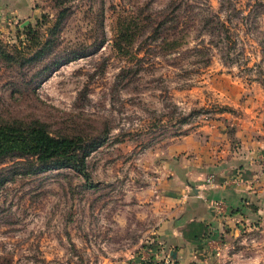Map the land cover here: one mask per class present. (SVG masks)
<instances>
[{"label":"rangeland","instance_id":"obj_1","mask_svg":"<svg viewBox=\"0 0 264 264\" xmlns=\"http://www.w3.org/2000/svg\"><path fill=\"white\" fill-rule=\"evenodd\" d=\"M34 120L102 144L88 176L0 164V264H179L174 143L252 136L264 170V0H0V122ZM252 213L218 264H264V184Z\"/></svg>","mask_w":264,"mask_h":264},{"label":"crops","instance_id":"obj_2","mask_svg":"<svg viewBox=\"0 0 264 264\" xmlns=\"http://www.w3.org/2000/svg\"><path fill=\"white\" fill-rule=\"evenodd\" d=\"M216 137L176 141V158L167 165L170 178H162L160 207L166 217L157 239L162 248L176 250L179 264H218V256L243 221L252 218L253 202L262 195L261 150L253 137L246 141L252 152L239 156L227 145L222 148Z\"/></svg>","mask_w":264,"mask_h":264},{"label":"trees","instance_id":"obj_3","mask_svg":"<svg viewBox=\"0 0 264 264\" xmlns=\"http://www.w3.org/2000/svg\"><path fill=\"white\" fill-rule=\"evenodd\" d=\"M81 54L76 52L74 57ZM101 144L80 135L54 134L39 120L0 122V164L7 159H25L35 172L73 167L88 176L87 156Z\"/></svg>","mask_w":264,"mask_h":264},{"label":"water","instance_id":"obj_4","mask_svg":"<svg viewBox=\"0 0 264 264\" xmlns=\"http://www.w3.org/2000/svg\"><path fill=\"white\" fill-rule=\"evenodd\" d=\"M173 253H175V252H173Z\"/></svg>","mask_w":264,"mask_h":264}]
</instances>
